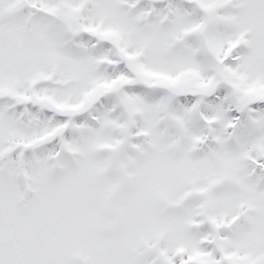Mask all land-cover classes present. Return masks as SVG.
Wrapping results in <instances>:
<instances>
[{"label":"snow or ice","instance_id":"obj_1","mask_svg":"<svg viewBox=\"0 0 264 264\" xmlns=\"http://www.w3.org/2000/svg\"><path fill=\"white\" fill-rule=\"evenodd\" d=\"M0 264H264V0H0Z\"/></svg>","mask_w":264,"mask_h":264}]
</instances>
